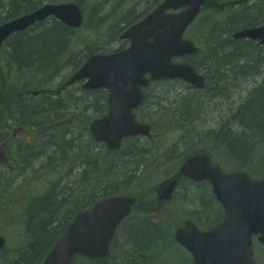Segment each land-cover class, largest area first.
I'll use <instances>...</instances> for the list:
<instances>
[{
	"label": "rangeland",
	"instance_id": "rangeland-1",
	"mask_svg": "<svg viewBox=\"0 0 264 264\" xmlns=\"http://www.w3.org/2000/svg\"><path fill=\"white\" fill-rule=\"evenodd\" d=\"M162 1L0 0V24L50 2L79 3L84 14V23L79 29L64 26L51 17L23 36L12 35L0 46V79L5 81L8 89L18 86L23 91L29 90L28 96L21 100L33 106L37 116L28 122L21 119L19 111H9L4 115L3 122L13 125V130L17 128L15 121L10 120L12 118H18L24 126L16 132L21 134L6 140L12 146L8 149L7 161H4L6 156H0V174L5 177L2 182L7 184L8 178L13 180L11 188L0 189V210L6 205L3 215L0 213V235L7 239L6 253L0 254V264H8L17 250L25 245L32 227L26 224V219L19 218L27 212L32 199L50 196V205L49 200L40 199L28 211L36 215L32 220H36V224L54 215L49 227L58 229L57 233H60L68 224L74 207L68 195L75 193L73 200L77 201L80 188L85 190V194L88 185L105 174L118 180L121 193L140 198V203L118 231L106 260L77 259L78 262L193 264L191 254L174 240L176 229L188 218L203 230L211 229L221 219L222 207L213 200L211 187L206 182L182 180L173 201L164 205L154 202V186L177 172L189 155L204 149L225 171L245 169L253 178L264 177V104L256 105L259 103L255 99L264 97V48L259 49L255 42L249 43L246 39H232L236 30L262 22L264 17L255 14L264 13V4L260 0H251L247 4L211 0L213 5L202 10L186 32L188 38L197 42L201 53L186 60L205 75L206 86L198 90L180 80L151 84L146 89L144 104L135 111L140 122L151 125L149 137L130 138L124 142L123 148L113 153L104 144L92 140L89 124L106 113L107 93L102 89L87 92L82 89V82L70 86L67 81L89 56L123 48L126 42L119 35ZM223 3L227 4L221 9ZM33 4L36 6L31 7ZM15 10L18 15L13 16ZM56 22L64 26L66 33L63 54L53 50L59 42L57 39L51 48L42 45L40 42L43 40H36L25 50L27 64L41 53L49 54L51 59L56 57L51 69L46 72L33 69L31 72L9 68L8 59L15 49L12 47L14 42L21 38H37L42 30L52 28ZM213 23L216 25V38L224 42L215 57H211L212 52L206 42ZM4 63L5 66L2 65ZM53 73L52 77L49 76ZM36 91L41 94H30ZM49 102L60 105L49 107ZM13 103L19 106L16 101ZM187 103L189 106L185 108ZM244 111V118L254 112L257 119L254 118L252 123L261 130H253L240 120ZM3 122L0 121V130ZM222 132L249 142L248 151L239 144L234 148L230 139L218 141L216 135ZM18 148L27 151L26 163L22 157L11 156ZM89 153L98 163L103 164L107 160L113 165L103 168L105 171L98 170L97 166L92 169L91 165L88 169ZM9 162L12 164L10 167ZM87 170H91L90 176ZM81 198L84 199L82 194ZM149 200L152 203L148 205ZM45 203L49 206L46 207ZM143 218L152 219L157 227L141 228L139 222ZM156 232L159 235L153 239ZM143 239L144 242L141 241ZM253 247L256 260L264 264V246L256 237Z\"/></svg>",
	"mask_w": 264,
	"mask_h": 264
},
{
	"label": "water",
	"instance_id": "water-1",
	"mask_svg": "<svg viewBox=\"0 0 264 264\" xmlns=\"http://www.w3.org/2000/svg\"><path fill=\"white\" fill-rule=\"evenodd\" d=\"M206 1L164 0L121 35L123 39H130L127 49L92 55L72 75L67 85L86 79L84 88L104 87L110 92L107 115L90 124V131L97 141L106 143L110 150H117L125 137L150 135V125L137 122L133 113L143 102L142 88L150 81L182 79L197 88L204 86L203 75L192 65L175 63L173 58L198 52L195 42L185 38L184 33ZM49 16H55L74 28L83 22L82 10L75 3L45 4L1 24L0 44L14 32ZM233 37L258 40L259 45H264V22L238 30ZM183 176L195 181L209 180L226 210L225 219L213 230L202 231L191 220L177 229L175 239L192 253L194 264H257L251 245L253 233H261L259 240L264 244V179L253 181L243 171L224 174L207 153L195 154L182 164L176 176L157 187L160 202L172 199ZM135 203L133 196L113 195L96 202L91 208L78 211L72 223L57 238L44 264H70L78 254L96 259L107 257L118 226ZM5 242L0 236V250Z\"/></svg>",
	"mask_w": 264,
	"mask_h": 264
},
{
	"label": "trees",
	"instance_id": "trees-1",
	"mask_svg": "<svg viewBox=\"0 0 264 264\" xmlns=\"http://www.w3.org/2000/svg\"><path fill=\"white\" fill-rule=\"evenodd\" d=\"M41 3H42V1H40V4ZM211 4H212L211 0H209V2L206 4V7L210 8L213 5V4L212 5ZM262 4H264V3H262ZM35 6H34V4L31 5V7H35ZM257 12H258V10H257ZM16 13H17V10H15V12L13 13V16L18 15ZM255 14L261 15L262 17H264L263 12H259V13H255ZM256 24H258V23H256ZM212 25L213 26L210 27L209 32L207 34L206 42L209 44V51L212 52L211 57H215V56H218V54L220 53L218 49H219V44H221V43H218L219 40L216 38V36H217V34L215 32L216 25L214 23ZM217 26H218V24H217ZM65 34L66 33H65L64 26L62 24L56 22L52 28L42 30V32L40 33V36H37V38L30 39V40H27L26 38H21V39H19V41L14 42L12 44V47L15 49L13 52L10 53V55H9L10 59H8L9 68L17 67L19 70L24 69L25 71H27V69H28L31 72L34 71L33 69H35V71H41V72L42 71H45V72L48 71V69H51L52 66L55 65L56 57L54 59H51L49 54L42 55V53H41L37 57L36 60H34V61L31 60V62H29V64H27L28 59L25 57L26 56L25 50L27 49V47L29 45H32L34 42H36V40H38V41L43 40V42H40V43L42 45H48L49 48H51L53 46L54 41L57 39L59 42L55 45V48L53 47V50L55 53H58L60 55V54L64 53L62 51V49L66 48L67 40H63ZM18 35L23 36V35H25V32L18 33ZM249 43H251V42L249 41ZM200 53H201V49L197 55H199ZM57 58H59V56H57ZM59 64H60V62H59ZM54 74L55 73H53L52 75H49V76L52 77ZM38 85H40V84H38ZM7 91H8V88L5 87V81L3 82V80L0 79V121L3 122L4 115L9 111H12L14 113H16V111H19L22 113V120L28 121V122L34 121L37 117V116L35 117V113H36L35 108H33V106L30 107L28 105V103H24L21 100L17 101L19 106L15 105L13 103L14 99L12 100V98L8 99V100H4L5 99L4 95L6 94ZM255 99H257V103H259L256 105H263L264 104V102L260 103L261 101H264V97H263V99L262 98H255ZM58 102H57V104H53V103L49 102L50 103L49 107L52 106L53 108H55V107L59 106L60 104H58ZM188 106L189 105L187 103L185 108H188ZM253 107H256V106H253ZM41 112H42V110H41ZM244 116H245V111H244L243 115L241 116L240 120L248 126H250V124L253 122V119L256 117V115H254V112L251 113V115H249L248 118L245 117L246 119L244 118ZM255 119H257V118H255ZM255 123H257L258 125H260V124L263 125V123H258V122H255ZM23 124H24V122H23ZM1 127H2V129L0 130V132L4 129V127H6V123L3 122ZM217 139H218V141L223 142L222 139H219V138H217ZM2 141H3V139L0 138V143ZM230 143L233 146L234 145L236 146L239 144L245 150H247L250 146L249 142L247 143L241 137H230ZM235 146H234V148H235ZM204 151H205V149H204ZM26 155H27V151L23 150V149H21V151L19 150L18 152L15 151L13 154H11V156H13V157H22L24 163L27 162V156ZM97 161L98 160L95 157L91 156L89 153L88 154V169L91 165L92 169L97 166L98 170L105 171L104 170L105 168L113 165L112 161L108 162L107 160H105L103 162V164L102 163L100 164ZM14 162H16V161H14ZM16 164H18V163H16ZM11 165L12 164L9 162V167ZM91 170H87V175L90 176ZM4 178L5 177L0 174V189L4 190L5 187L11 188L13 185V180L11 178H8L9 183L4 184L2 182V180ZM135 178H136V176H135ZM117 183H118L117 179H114L110 176H107V174H105V175H102V177H100V176L96 177V179L88 185L87 191L85 194H83V192H85V190L84 189L81 190V188H80V190H79L80 195H78L80 200L78 199L77 201H74L73 196L75 195V193H73L72 195L69 194L68 196H71V201H72V204L74 206V207H72V213H71L72 216L78 210L90 208L95 202H97L98 200H100L102 198H105V197H108V196H111L114 194H122L121 192H123V191L121 188L120 189L118 188ZM81 194L83 195L84 199L81 198ZM40 199H44L45 201L49 200L48 203L50 205L51 198L49 195L48 196H41L39 198H34L29 202V205L27 206V209H26L27 212L25 213L23 219L28 220V222L26 221V224H29V226L32 227V229H29V233L26 237L24 247L21 250H17L16 255L13 257V259H11L8 262V264H16L17 262H20L21 264H33V263L40 264L43 257L46 255V253L52 247V245H53L54 241L56 240V238L58 237V235L62 232V231H60V233H57L58 229L51 230V227H49L51 220L53 219L54 215H51L52 217H50L46 220L39 221L38 224H36V220L34 222H32L33 218L36 215L29 214L30 212L28 211V209H31L34 206V204ZM139 199L140 198L137 197V204L140 203ZM151 203H152V200H149L148 205ZM49 205H47L45 203L46 207ZM4 210H6V205L3 206V210H0V213L2 215L4 213ZM72 216H71V218H72ZM71 218L69 219V221L71 220ZM142 220L143 221L139 222V224L142 225L141 228L142 227L143 228L144 227H147V228L157 227L156 224L152 221V219L143 218ZM33 231L36 232L35 235H32ZM45 231H46V233H42ZM131 234H132V231H131ZM39 243H40V245L38 246ZM5 253H6V250L4 249L0 254H5ZM2 258H3V256H2ZM77 259L83 260V261H92V260H90L84 256H79L73 260L72 264H80V262H78ZM94 261H99V260H93V262Z\"/></svg>",
	"mask_w": 264,
	"mask_h": 264
},
{
	"label": "flooded vegetation",
	"instance_id": "flooded-vegetation-1",
	"mask_svg": "<svg viewBox=\"0 0 264 264\" xmlns=\"http://www.w3.org/2000/svg\"><path fill=\"white\" fill-rule=\"evenodd\" d=\"M235 0H232L231 2H230V4H234L235 2H234ZM240 1V2H239ZM236 2H238V3H241V4H243V3H247L248 1H244V0H236ZM260 2L261 3H264V0H260ZM227 4V3H226ZM226 7V6H225ZM43 23V22H42ZM38 24H41V23H38ZM11 37H13V36H11ZM11 37H9V39L11 38ZM9 39H7V40H9ZM6 40V41H7ZM122 40V39H121ZM125 42H126V44H125V46L123 47V49H125V48H127L129 45H130V41L129 40H124ZM256 42V45H258V42L257 41H255ZM259 46V45H258ZM259 47H261V46H259ZM263 48V47H262ZM120 49H122V48H120ZM119 50V49H118ZM187 57V56H186ZM186 57H184V58H186ZM154 83V82H153ZM152 83V84H153ZM146 89H148V88H145L144 90H143V93H144V102H145V100H146ZM102 90H104L106 93H107V97H108V92L105 90V89H102ZM23 96H26L24 93H21V95L19 96V95H17V99H14V101H18V100H21L22 99V97ZM107 97H106V103H107ZM4 100H8V99H11L12 98V100H13V96H11V95H7V94H5L4 95ZM22 101V100H21ZM12 102V101H11ZM144 102H143V104H144ZM142 104V105H143ZM22 119V118H21ZM10 120H13V121H15V127L17 128L16 130L14 129L13 130V125H11V124H8V122H6V127H4V129L2 130V132H4V133H1L0 134V136H1V139H3V141L0 143V156H6L7 155V153H8V149L9 148H12V146H11V143H9V141H6L8 138H10L11 136H15V137H17L19 134H21V133H16V132H18L19 130H21L22 129V124L21 123H19V119L18 118H12V119H10ZM255 123V122H254ZM258 125V124H257ZM252 126V127H251ZM255 126V127H254ZM250 127H251V129H253V130H257V129H260V128H258L255 124H253V123H251L250 124ZM261 130V129H260ZM229 134L228 133H224V132H222V133H219V134H217L216 135V139L217 138H219V139H222V140H228V139H230V137L228 136ZM17 151H19V149H17ZM208 183V185L211 187V190H212V193H213V189H212V185H211V183H209V182H207ZM214 196V195H213ZM223 211H222V217H221V219L219 220V222L217 223V224H215V226H217L221 221H222V219L225 217V212H224V209H222ZM214 226V227H215ZM213 227V228H214ZM156 235L155 236H157V232L155 233ZM254 237H258V235H255Z\"/></svg>",
	"mask_w": 264,
	"mask_h": 264
},
{
	"label": "bare ground",
	"instance_id": "bare-ground-1",
	"mask_svg": "<svg viewBox=\"0 0 264 264\" xmlns=\"http://www.w3.org/2000/svg\"><path fill=\"white\" fill-rule=\"evenodd\" d=\"M13 9V8H12ZM232 37H233V34H232ZM218 39V38H217ZM219 40V39H218ZM218 43H221V44H219V47H221V45H223V41H221L220 42V40L218 41ZM21 93H25L26 94V96H28V92H25V91H23V90H21V89H19L18 88V86L17 87H13V88H9L8 89V91L6 92V94L7 95H11V96H13V99H17V95H21ZM23 125V124H22ZM35 218V217H34ZM34 218H33V220H34ZM51 231V230H50ZM35 231H33L32 232V235H35ZM142 242H144V239L143 240H141Z\"/></svg>",
	"mask_w": 264,
	"mask_h": 264
}]
</instances>
